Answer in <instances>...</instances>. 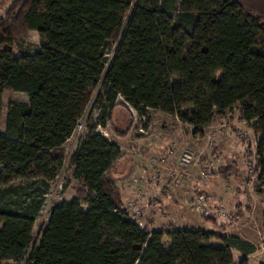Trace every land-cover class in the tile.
<instances>
[{"label":"trees","instance_id":"obj_1","mask_svg":"<svg viewBox=\"0 0 264 264\" xmlns=\"http://www.w3.org/2000/svg\"><path fill=\"white\" fill-rule=\"evenodd\" d=\"M30 31L41 46L14 57L13 41ZM7 92L27 102L5 108ZM90 103L120 139L132 127L126 105L145 118V129L153 110L194 135L238 107L260 136L255 177L264 194V0H15L0 21V188L18 180L32 186L15 207L0 203V264H248L256 248L237 238L213 245L214 234L202 229L149 231L130 220L109 177L120 148L90 119L67 156ZM120 108L125 129L113 120ZM65 168L66 184L80 187L51 208L35 244L43 195L33 187L47 190ZM200 219L226 231L215 217ZM232 250L243 259L234 263Z\"/></svg>","mask_w":264,"mask_h":264},{"label":"rangeland","instance_id":"obj_2","mask_svg":"<svg viewBox=\"0 0 264 264\" xmlns=\"http://www.w3.org/2000/svg\"><path fill=\"white\" fill-rule=\"evenodd\" d=\"M13 1L15 0H0V21L5 18V13ZM39 46L41 42L37 34L30 31L13 41L14 57L32 55ZM110 53L111 49L107 54L110 55ZM10 102L26 103L27 97L21 93H4L3 106L7 108ZM118 103L121 104V100ZM130 113L132 116L131 130L127 137L120 139L111 131L108 121L100 117L93 103H90L86 111V116L92 124L99 125L97 132L110 142L117 144L120 154L125 155L129 161V169L132 173L128 171L122 181L116 180L118 181L117 189L119 188L118 191L124 204L136 201V206L141 208V211L139 215L134 212L128 215L142 222V228H147L149 231L165 229L169 224L175 225L177 229H202L214 234L215 238L211 242L213 245H220L224 237L243 239L256 248L254 254L250 256L249 264H264V194L257 186V177L248 176L249 170H247L248 161L255 152L256 137L242 122L238 107H235L232 113L225 118L214 120L206 131L197 135V138H194L192 129L188 125L175 117L153 112L149 115V126L144 130L145 120L137 113L131 111ZM5 115L4 110L0 114L1 133L4 132ZM122 117L125 120L123 125L120 123ZM113 119L119 129H125L128 126L127 114L121 108L114 113ZM231 124L236 130L233 133L234 136L231 134L232 139L230 140L227 133L230 136ZM220 127L222 129L216 132L215 130ZM212 131L217 133L215 143L217 147L215 146L214 152L219 159L217 162L212 160V153L206 143L207 135ZM85 134L86 131L83 136ZM76 143L71 140L64 146L68 157ZM143 148H147V152L143 153ZM185 151L193 152L194 158L200 161L201 168L192 169L181 164V156ZM204 165L209 166L206 171L211 176L208 184L203 185L202 188L206 202L209 205L222 204L229 212L237 215L235 204L239 201L237 196L240 195L242 202L239 205L245 209L242 210V217L237 215L236 224L227 223L226 231L223 233L214 230L210 224L204 223L200 215L191 210V192L197 184L198 176L204 169ZM218 169L219 175H217ZM173 173L182 179L180 184L172 183ZM109 177L114 182L117 177L116 172H110ZM244 178L246 179L244 182L248 184L240 186ZM65 184L66 168L47 190L39 185L33 187L43 195V206L34 227L35 244L38 243L40 233L48 222L51 208L70 201L74 198V189L80 187V183L75 180H70L66 186ZM210 186H214L213 191H220L215 200L209 198L206 193ZM31 187V182L21 180L1 187L0 203L15 207L23 201L25 195L32 193ZM231 189H238L239 193ZM123 207L127 208V206ZM82 209L86 211L87 206H82ZM208 216L214 218V215L208 214ZM162 243L164 247L169 246L166 238H163ZM238 257L236 253L233 254L234 263L238 261ZM2 264H27V262L6 261Z\"/></svg>","mask_w":264,"mask_h":264},{"label":"built area","instance_id":"obj_3","mask_svg":"<svg viewBox=\"0 0 264 264\" xmlns=\"http://www.w3.org/2000/svg\"><path fill=\"white\" fill-rule=\"evenodd\" d=\"M126 107L133 113H136L131 107H129L128 105H126ZM86 119L87 116H84L80 121H78L74 132L71 136V138L69 139L74 140L75 142H78L79 139L81 138V136L84 134L85 132V123H86ZM143 120H145V118H142ZM223 127V126H222ZM222 127H220V129L215 130L216 132L220 131L222 129ZM208 129V128H207ZM205 129H203L204 131ZM215 131H212L209 135H207V140L206 143L208 144L209 150L212 153V160L214 161H219L218 157L215 156V143H216V135L217 133ZM142 133H144L142 131ZM196 134L194 137L197 138ZM77 144V143H76ZM76 144L74 145V147L76 146ZM217 147V146H216ZM249 165L247 170H249L248 172V176L250 177H254L257 173V167L255 165V153H253V156L251 157V160L248 161ZM181 164L185 167H189V168H196L199 169L201 168V163L200 161H198L197 159L194 158L193 152L190 151H185L182 156H181ZM209 166L204 165V169L202 171H200V174L198 176V181L196 186L193 188L192 192H191V197H190V205H191V210L199 215H203V214H211L214 215V217H216L218 220L224 222V223H228V224H236L238 222V217L236 214L229 212L226 207L222 204H217V205H209L206 202V198L203 195V185H207L208 182L211 179L210 174H208V172L206 171V168H208ZM172 183L173 184H180L182 179L176 175V174H172ZM139 199V198H138ZM124 206H127V208L123 207V212L130 218V220H132L140 229L142 228V222L140 223L138 219H136L134 216L130 217L128 214H134L136 213L137 215H139L141 208L136 206V201L135 202H129L127 205L124 204ZM131 208V209H128ZM129 210H131L129 212ZM134 212V213H133Z\"/></svg>","mask_w":264,"mask_h":264},{"label":"crops","instance_id":"obj_4","mask_svg":"<svg viewBox=\"0 0 264 264\" xmlns=\"http://www.w3.org/2000/svg\"><path fill=\"white\" fill-rule=\"evenodd\" d=\"M153 112H157V113H159L160 114V112H158V111H153V110H149L148 111V116L151 114V113H153ZM162 114V113H161ZM177 119V118H176ZM114 120V119H113ZM115 122V121H114ZM242 122L244 123V121L242 120ZM120 123H122V125L125 123V120H124V117H122L121 118V121H120ZM245 124V123H244ZM245 126H246V124H245ZM247 128H248V126H247ZM144 130H146L145 128H144ZM207 129H205L204 131H206ZM230 136L228 135V133H227V136L228 137H230V140L232 139V135L234 136V132H235V130H236V128L234 127V126H232V124L230 125ZM251 131H252V129H250ZM253 132V131H252ZM232 134V135H231ZM253 134H254V136L256 137V141H255V144H254V149H255V146H256V143L259 141V139H260V136L259 135H257V134H255L254 132H253ZM195 136V135H194ZM195 138V137H194ZM70 140H68V142H69ZM67 142V143H68ZM74 149V148H73ZM73 149H71V151L69 152L70 154H71V152L73 151ZM142 152L143 153H145V152H147V148H143L142 149ZM69 154V155H70ZM129 166H130V164H129V161L127 160V157L125 156V155H123L122 156V158L118 161V163L115 165V167L112 169V171L111 172H116V174H117V177H115V181L116 180H118V181H122V178L124 177V176H126L127 175V172L129 171V173H132V170H130L129 169ZM219 173V169L217 170V175H219L218 174ZM244 180H246L245 178L243 179V181H241L240 182V186H243V185H247L248 183H246V182H244ZM114 181V184L117 186L118 185V181H116L115 182ZM197 181V180H196ZM211 187V188H210ZM210 187H208V192H206L207 194H208V196H209V198H211L212 200H215V198H217V196H219V193H220V191H218V192H216L217 190H215V191H213V187L214 186H210ZM216 188V187H215ZM119 189V188H118ZM231 190H233V189H231ZM235 193H239L238 192V189H234L233 190ZM238 197V199H239V201L235 204L236 205V208H237V211L239 210V211H244L245 209L241 206V205H239V204H241L240 202H242V200H241V196L240 195H238L237 196ZM207 201V200H206ZM179 230H182V229H180L179 228ZM238 239V238H237ZM239 240H243V239H240L239 238ZM243 241H245V240H243ZM245 242H247V241H245ZM247 243H250V242H247ZM251 244V243H250ZM252 245V244H251ZM254 246V245H253ZM234 253H236L237 254V257L239 258L238 259V261L237 262H239L241 259H243V257L240 255V253H238V252H236V251H231V254H232V258H233V254ZM250 258L251 257H249V258H247L248 259V264H249V262H250ZM233 261H234V258H233Z\"/></svg>","mask_w":264,"mask_h":264}]
</instances>
